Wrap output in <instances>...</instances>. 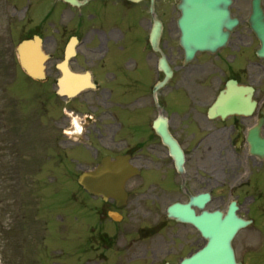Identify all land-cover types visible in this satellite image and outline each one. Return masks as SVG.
<instances>
[{
	"label": "flooded vegetation",
	"instance_id": "flooded-vegetation-1",
	"mask_svg": "<svg viewBox=\"0 0 264 264\" xmlns=\"http://www.w3.org/2000/svg\"><path fill=\"white\" fill-rule=\"evenodd\" d=\"M49 1L50 12L64 24L62 45L51 53V60L58 57L50 69L54 86L61 76L58 62L76 34L70 24L85 26L83 37L76 34L77 55L69 67L90 71L98 87L84 91L70 105L88 112L99 109V121L89 124L88 132L100 131L105 156L127 157L141 171V180L128 182L126 205L101 199L97 207L102 264H156L159 256L180 260L196 251L205 242L199 230L167 213L172 204L188 203L192 195H211L203 208L192 205L197 213L226 211L236 201L241 216L261 223L264 55L258 54L261 42L249 23L254 0H232V14L240 22L230 41L216 52H197L189 61L177 21L180 0H154L155 14L163 22L160 50L150 40L152 0H88L81 7ZM163 55L173 73L157 87L167 78L159 65ZM66 120L62 116L57 124L67 126ZM161 120L183 149V171L157 128ZM252 210H259V216L251 217ZM111 214L122 218L115 221ZM164 228L168 236H158L157 229Z\"/></svg>",
	"mask_w": 264,
	"mask_h": 264
},
{
	"label": "rangeland",
	"instance_id": "rangeland-1",
	"mask_svg": "<svg viewBox=\"0 0 264 264\" xmlns=\"http://www.w3.org/2000/svg\"><path fill=\"white\" fill-rule=\"evenodd\" d=\"M28 1L35 0H0V114L4 109L8 112L5 122L0 115V147L5 124L12 151L8 161L0 159V264H102L101 249L91 242L96 216L85 209L99 199L89 195L84 199L77 177L71 174L72 165L66 167L67 160L61 162L58 154L65 147L58 143L67 136L56 125L60 105L53 81L31 80L16 54L19 41L33 31H39L46 48L54 52L58 41L62 45L64 24L53 16L27 20ZM69 28L85 35V26L80 29L74 23ZM4 49H10L9 58ZM75 156L84 160L83 167L93 160L83 149H76ZM258 214L253 210L252 215ZM257 227V231L247 229L248 238L236 242L239 258L246 264H264V224ZM157 260V264L162 261Z\"/></svg>",
	"mask_w": 264,
	"mask_h": 264
},
{
	"label": "water",
	"instance_id": "water-1",
	"mask_svg": "<svg viewBox=\"0 0 264 264\" xmlns=\"http://www.w3.org/2000/svg\"><path fill=\"white\" fill-rule=\"evenodd\" d=\"M66 1L80 4L79 0ZM229 3L230 0H183L181 5L183 16L179 24L182 27V43L188 57L191 58L197 50H216L227 42L231 30L238 23L236 19L230 17ZM250 22L264 44V16L258 1H255L254 13ZM158 26L154 34L156 39L160 35V23ZM72 43L68 47L67 57L73 53L74 43ZM18 53L21 65L32 77L45 78L47 55L44 53L39 36L21 42L18 46ZM263 53L264 51H260V54ZM67 82L68 80L62 79L61 92L70 96L77 94L87 85L85 81L77 78L70 82L72 83L70 87L66 86ZM172 148L174 152L178 150L174 145ZM107 168V165H102L95 171L84 172L79 181L93 194L104 197L112 196L120 200L126 196L125 181L133 173L125 172L122 175ZM105 169L108 170L107 173H104ZM169 212L179 219L194 222L208 237L207 244L190 258L183 260L181 264H241L236 260L232 240L238 229L246 222L235 214L234 209L226 217H222L220 212H204L203 215L195 216L194 211L188 205L176 204L170 208Z\"/></svg>",
	"mask_w": 264,
	"mask_h": 264
},
{
	"label": "clouds",
	"instance_id": "clouds-1",
	"mask_svg": "<svg viewBox=\"0 0 264 264\" xmlns=\"http://www.w3.org/2000/svg\"><path fill=\"white\" fill-rule=\"evenodd\" d=\"M72 125H74V129L71 130V133L69 135H73L74 133H82L84 131V128L82 126V123L79 122L77 123H72ZM66 131L68 132V129H66Z\"/></svg>",
	"mask_w": 264,
	"mask_h": 264
}]
</instances>
